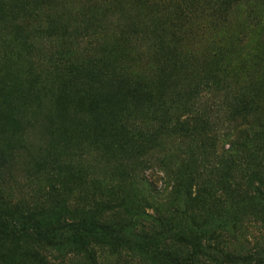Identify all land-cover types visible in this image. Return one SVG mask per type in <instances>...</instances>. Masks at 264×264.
Returning <instances> with one entry per match:
<instances>
[{
    "label": "rangeland",
    "instance_id": "1",
    "mask_svg": "<svg viewBox=\"0 0 264 264\" xmlns=\"http://www.w3.org/2000/svg\"><path fill=\"white\" fill-rule=\"evenodd\" d=\"M253 118L264 120V0H0L11 223L106 225L134 243L159 236L180 258L88 243L100 264H264V205L248 187L264 191V143H242L250 155L221 172L212 160ZM87 258L0 233V264Z\"/></svg>",
    "mask_w": 264,
    "mask_h": 264
},
{
    "label": "trees",
    "instance_id": "2",
    "mask_svg": "<svg viewBox=\"0 0 264 264\" xmlns=\"http://www.w3.org/2000/svg\"><path fill=\"white\" fill-rule=\"evenodd\" d=\"M148 94V90H145L144 95ZM159 108L156 109L154 112L160 115V118L164 117L163 119L166 120V123H175V118L172 114L167 112L166 108L161 105ZM163 122V121H162ZM179 125V124H175ZM238 136L228 144V148H220L219 152H214L213 155V162L218 166V168H213L215 172H221L227 168V164H233L232 157L234 153L239 152L241 154V158H247V155H250L249 152L242 151L241 145L242 143H246L252 139H257L264 143V120L253 118L250 121L245 122V126L240 128L238 131ZM246 153V154H245ZM262 182H258L255 185H249V191L257 196L256 198L260 199L264 205V191L260 187ZM152 186L151 183H149ZM263 211H258L257 214H262ZM158 223V220H155ZM166 219L159 222V225L162 223H166ZM37 223L30 218V216H21V219L15 223H11L6 218L0 216V233H33L38 239L46 242H52L56 246H68L73 247L76 250H83L85 254L88 255V264H100L96 257L92 255L91 252H88L86 249V245L88 243L98 244V245H107L113 247H122V248H131V247H138L142 244H145L146 247H153L160 255L162 253L168 259H180L174 253H171L169 250L167 251L168 244L164 241L160 244L153 243L152 241L159 240V236H145L142 238V242L134 243L132 239L124 233L117 232L113 229L108 228L106 225H84L82 223H69L66 225L68 234H50L47 230H41ZM223 232H219V236L222 235ZM153 244H151V243ZM159 250V251H158Z\"/></svg>",
    "mask_w": 264,
    "mask_h": 264
}]
</instances>
